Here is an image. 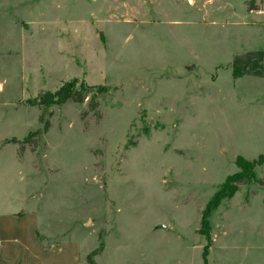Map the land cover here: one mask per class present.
Returning <instances> with one entry per match:
<instances>
[{
  "label": "rangeland",
  "instance_id": "obj_1",
  "mask_svg": "<svg viewBox=\"0 0 264 264\" xmlns=\"http://www.w3.org/2000/svg\"><path fill=\"white\" fill-rule=\"evenodd\" d=\"M253 1L0 0L1 202L27 194L39 240L82 264H264ZM72 81L95 112L33 106ZM238 157L259 163L229 197Z\"/></svg>",
  "mask_w": 264,
  "mask_h": 264
},
{
  "label": "crops",
  "instance_id": "obj_2",
  "mask_svg": "<svg viewBox=\"0 0 264 264\" xmlns=\"http://www.w3.org/2000/svg\"><path fill=\"white\" fill-rule=\"evenodd\" d=\"M256 12L264 10L256 7L253 16ZM256 80L263 86L264 102V52L259 61L253 58V82ZM17 197L8 196L3 202L0 198V264H82V248L76 241L46 246L39 240L38 214L27 207V194Z\"/></svg>",
  "mask_w": 264,
  "mask_h": 264
},
{
  "label": "trees",
  "instance_id": "obj_3",
  "mask_svg": "<svg viewBox=\"0 0 264 264\" xmlns=\"http://www.w3.org/2000/svg\"><path fill=\"white\" fill-rule=\"evenodd\" d=\"M248 5H249L248 6L249 11L256 9L254 6V1L249 2ZM94 90H95L94 86H88L85 85V83H81L79 87H76L75 83L72 81L62 85L58 90H56L53 93L45 92L41 94L39 98L36 100V102L33 104V106L49 107L52 105H64L66 103H77V104L83 103L90 93H94ZM99 93H100L99 90L96 93H94V96L89 102L88 111L95 112L98 109ZM86 113L87 112H83L82 115H85ZM45 126L47 128L48 124H46ZM30 135H38V132H35L34 134H30ZM11 142L14 143L16 142V140L12 139ZM259 158H264V156H260ZM258 163L259 161L257 160L250 162L242 157L237 158L236 164L241 170L240 173L230 176L227 179L226 183L223 185V188H227L229 190L228 193L229 197L232 196L233 193L237 190L238 185L248 182L250 178L252 179V177H250L249 179L246 177L243 178V174L248 172L249 170L254 169L258 165ZM219 192L215 194L214 198L208 203L206 209L203 212L201 223L204 225L206 224L210 211L217 208L220 201L225 198V196L222 194L220 195ZM94 255L95 253L91 254L90 256H87V264H94L92 260V257Z\"/></svg>",
  "mask_w": 264,
  "mask_h": 264
}]
</instances>
